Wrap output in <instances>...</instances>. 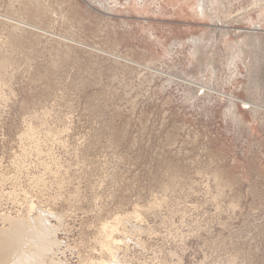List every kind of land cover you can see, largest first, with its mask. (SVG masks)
Instances as JSON below:
<instances>
[{
    "label": "rangeland",
    "instance_id": "1",
    "mask_svg": "<svg viewBox=\"0 0 264 264\" xmlns=\"http://www.w3.org/2000/svg\"><path fill=\"white\" fill-rule=\"evenodd\" d=\"M199 1L0 0V212L62 213L68 264L135 206L126 264H264V1Z\"/></svg>",
    "mask_w": 264,
    "mask_h": 264
},
{
    "label": "bare ground",
    "instance_id": "2",
    "mask_svg": "<svg viewBox=\"0 0 264 264\" xmlns=\"http://www.w3.org/2000/svg\"><path fill=\"white\" fill-rule=\"evenodd\" d=\"M209 1L210 0L199 1L197 8L201 12L200 15H207L208 14V12H206V11H207V6H208L207 2H209ZM255 4L259 5L261 8L263 2H262V0H255ZM254 7H256V6H254ZM61 8L59 11H61ZM60 14L61 13H59V15ZM57 16L58 15H56V17ZM56 17H55V19H56ZM2 18H3V16H2ZM5 18H8V17L6 16ZM61 18H65V17L62 16ZM10 19H11V21L14 20V19L12 20L11 17H10ZM10 19H8V20H10ZM14 23L17 24V21ZM23 23L24 22H22V21H18V24H23ZM26 24L28 25V23H25V25L23 24L22 27L27 26ZM29 27H31V26H29ZM17 28H18V26H17ZM33 28L35 30V27H32V29ZM37 28H38V26H37ZM39 30H40V28H39ZM30 31H32V30H30ZM41 33H43V32H41ZM43 34H45V33H43ZM57 37L60 38V36H57ZM63 39H65V38L63 37ZM68 41H69V39H68ZM204 41H205V38H201L199 36L198 37L195 36L193 38L194 53L197 56V60L200 61V64H199V70H197V72L193 71V73H190V75L187 74L189 76L185 82L188 86L192 85V86L197 87V85H195V83H193L194 80H196V79L202 80L203 79L202 77L204 76V73H205V71H204L205 65L203 63L204 59H203V57H201V55L203 54V52L205 50V42ZM61 42L63 43L66 41H61ZM72 43H74V42H72ZM80 45H82V44H80ZM246 47L247 46H245V45L244 46L243 45H237V46L233 47V51L231 52V55H230V60L233 62L237 58H240V57L242 58V56L240 55V52L246 51L247 50ZM101 52H102V50H101ZM196 73L199 75V77ZM210 92L213 93L215 91L210 90ZM230 102L234 105V109L236 110V112H240L242 110V108H244L239 103V100L237 98H235L234 96H231ZM243 103H245L248 108H255L257 110L264 111V106L258 105L257 102L243 101ZM242 117H245V115H243ZM34 134H35V132L33 130H29V131H27L21 135H23V136L26 135V137H28L30 139V138H33L32 135H34ZM44 170H45V168H44ZM49 171H50V169H49ZM34 178H33V181H34ZM37 178H39V177H36V179ZM41 179H42V177H41ZM36 181H34V182H36ZM38 181H40V180H38ZM22 192H23V190H22ZM20 193L21 192H19L17 194V191H15V189L12 192H9V197L17 196V199H18L17 200V202H18L17 207L18 208L20 207V210H18L14 213V211H11L12 210V208H11L10 211L7 209L8 210L7 212H5V211L2 213L0 212V264H68L66 261H64L63 259H61L58 256L59 252H61L62 241L60 240V238L57 235L59 226L57 224H54L55 222L52 223V221H51L53 219L52 216H55L56 218H58L63 223L62 213L59 214L58 212H56L52 208H45V206H42V205L38 206L34 203V201H33L34 199H30L31 196L30 197L27 196L28 193L27 194H25L26 192L21 193V194ZM8 207H6V208H8ZM138 207L135 206V208H134L135 211L132 213H127L126 215H116L113 217L112 220H107V221H104L101 223L102 225L100 226V230H99L100 234H99V238H98L99 245L101 247V249H100L101 250V255H100L101 257H99L98 259H95V260H90L88 262V264H126L125 263L126 260H124L123 256L120 255V251L123 248L124 244L127 243V238L130 235L129 234L130 229L128 230V223L133 222L134 219L140 220L139 215H140L141 209H139ZM151 207L155 208V205L151 206ZM36 208H38L37 214L36 215L32 214V212ZM50 215H52L51 219L49 218ZM136 220H134V221H136Z\"/></svg>",
    "mask_w": 264,
    "mask_h": 264
}]
</instances>
